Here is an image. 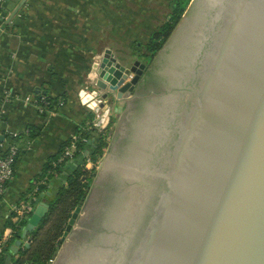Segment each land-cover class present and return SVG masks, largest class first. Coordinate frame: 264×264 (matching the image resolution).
I'll list each match as a JSON object with an SVG mask.
<instances>
[{
	"label": "water",
	"instance_id": "1",
	"mask_svg": "<svg viewBox=\"0 0 264 264\" xmlns=\"http://www.w3.org/2000/svg\"><path fill=\"white\" fill-rule=\"evenodd\" d=\"M154 67L158 88L140 84L139 60L125 66L106 51L93 65V90L79 98L102 112L100 133L140 84L93 185L111 179L120 200L104 248L73 259L61 244L52 264H264V0H194L145 76ZM42 197L7 264L47 215Z\"/></svg>",
	"mask_w": 264,
	"mask_h": 264
},
{
	"label": "crops",
	"instance_id": "2",
	"mask_svg": "<svg viewBox=\"0 0 264 264\" xmlns=\"http://www.w3.org/2000/svg\"><path fill=\"white\" fill-rule=\"evenodd\" d=\"M162 1L0 0V150L10 145L12 134L19 135L21 149L14 177L0 198V238L16 222L14 207L40 198L39 186L48 183L46 165L89 117L79 93L93 90V65L106 51L132 65L137 59L127 64L120 51L132 49L157 14L150 3L159 7ZM39 95L63 106L40 114L34 102ZM130 97L121 113H113L108 130L116 131ZM59 184L55 180L41 201L49 204Z\"/></svg>",
	"mask_w": 264,
	"mask_h": 264
},
{
	"label": "trees",
	"instance_id": "3",
	"mask_svg": "<svg viewBox=\"0 0 264 264\" xmlns=\"http://www.w3.org/2000/svg\"><path fill=\"white\" fill-rule=\"evenodd\" d=\"M190 2L191 0H182V6L179 9L176 7L174 23L168 22L154 33L149 44V50L152 52L153 57L164 48ZM44 97L47 101L53 103V100L47 95H39L38 99L40 100ZM50 108L53 109V104ZM93 120L94 114L90 112L86 122L78 127L76 133L80 134L81 138H86L87 142L78 143V150L72 159L58 162L64 148L69 144V140L62 147L60 153L46 165L43 177H47L48 183L39 186V196L47 193L50 185L55 180H59L60 184L49 203L50 209L47 215L30 235V247L21 250L17 258L14 257L13 264H49L56 257L66 226L75 209L84 202L95 176V168L92 169L93 171L89 170L87 168V160L89 158L93 163H98L109 148L107 141L108 129V131L101 133L96 129L83 130ZM89 141H92L93 144L90 145ZM27 222L28 220L25 219L18 225L15 223L9 224V228L15 231L11 241L12 244L21 235L22 229L27 225ZM12 244L8 246L0 264H7L6 256L10 252Z\"/></svg>",
	"mask_w": 264,
	"mask_h": 264
},
{
	"label": "flooded vegetation",
	"instance_id": "4",
	"mask_svg": "<svg viewBox=\"0 0 264 264\" xmlns=\"http://www.w3.org/2000/svg\"><path fill=\"white\" fill-rule=\"evenodd\" d=\"M168 48V47H167ZM169 49V48H168ZM155 72H149L143 79L142 83L146 81L145 85L149 83L153 84L154 88L161 87V79L163 75L158 73L157 68L154 67ZM159 74V75H157ZM160 76V79L158 78ZM140 87V85H139ZM146 105H142V111L146 110ZM141 113V115L143 114ZM134 113L130 114L132 121L135 123ZM108 174L106 175V177ZM105 177V178H106ZM111 182L109 179L106 182ZM99 184H96L91 193V201H88L86 208V214L84 217H79L77 224L78 229H74L69 235V242H63V247L68 250L69 258L80 257L82 253L91 252L93 249L104 248L106 246V234L110 232V229L107 231V228L111 226L112 223V214L113 210L117 208L118 201L120 198L117 193L111 191L110 187L106 185L101 187ZM97 187V188H96ZM109 220V221H108ZM108 221V222H107Z\"/></svg>",
	"mask_w": 264,
	"mask_h": 264
},
{
	"label": "built area",
	"instance_id": "5",
	"mask_svg": "<svg viewBox=\"0 0 264 264\" xmlns=\"http://www.w3.org/2000/svg\"><path fill=\"white\" fill-rule=\"evenodd\" d=\"M27 102L32 101L30 97L26 98ZM36 107L38 108V111L40 114H47L50 112H53L50 107L56 106L59 104L60 106H63V103H56L53 102L51 103L50 101H47L46 98H42L40 100L34 101ZM105 103V108L108 106H111V102H109V99H106L104 101ZM103 111V110H102ZM102 113V112H101ZM101 113L95 114L94 120L92 123L88 124V127L83 129V130H92L95 129V122L99 119ZM19 135L18 134H12V141L10 145L7 148H1L0 150V198L5 195L7 187L11 180L14 177V171H15V165L17 162V159L20 154V147L19 144L17 143ZM83 142L86 143L87 139L86 138H81L80 134L75 133L72 138L69 141V144L64 148V151L59 158L58 162H62L64 160L72 159L75 155V153L78 150V143ZM97 163H93L89 158L87 160V168L91 170L92 168L94 169L96 167ZM35 198L22 202L18 206L14 207V212H15V224L18 225L20 224L23 220L29 219L31 215V211L34 207V202ZM15 235V231L12 228H9L4 232L2 237L0 238V262L4 255L6 254V250L8 246L10 245L13 237ZM53 263V262H52Z\"/></svg>",
	"mask_w": 264,
	"mask_h": 264
},
{
	"label": "rangeland",
	"instance_id": "6",
	"mask_svg": "<svg viewBox=\"0 0 264 264\" xmlns=\"http://www.w3.org/2000/svg\"><path fill=\"white\" fill-rule=\"evenodd\" d=\"M193 1L194 0H191L189 5L186 7V10H185L184 14L182 15L181 20L183 19V17L189 11V8H190V6H191ZM157 5H158V2H156V3H152L151 2L150 3V6H152L153 8L156 9L155 12H157V14L154 17H153V15L150 16V21L151 22L148 25V27L146 28V31H144L145 33L140 34V35H138L137 38H135V41L133 42V45L131 47L132 49L123 50L122 52L120 51V55H124L123 57L127 58V61H126L127 64H130L133 59H137V60L141 61V63L146 65V69H145V72H144V75H143L142 79L144 78L146 72L150 69V67L153 64L155 58L161 52V51L158 52L155 55V57H153L152 56L153 55L152 52L149 50V44H150V41H151L154 33H156L158 30H160L162 27H164L168 22L175 21V16H176V11L175 10H176V7H178V9H179L182 6V0H163L160 3L159 7ZM181 20L176 25L175 30H176L177 26L180 24ZM135 93H136V91L133 92L131 94V96H133ZM114 134H115V131H113V130L107 133V135H108L107 141L109 143V148L105 151L103 157L98 161V163H97V165L95 167V170H94L95 176L93 177L92 184L90 186L89 191L87 192L86 198H85L84 202L81 205L82 207H84V205H85V203L87 201V198H88V196H89V194H90V192H91V190L93 188V185H94V183L96 181V178H97V176H98V174H99V172H100V170H101V168L103 166V163H104V160L106 158V155H107V153H108V151H109V149L111 147ZM61 244H62V242H61ZM61 244H60V246H61ZM60 249L61 248L59 247L58 253L60 252ZM55 258H53L52 261L49 262V264H52V262H54Z\"/></svg>",
	"mask_w": 264,
	"mask_h": 264
}]
</instances>
